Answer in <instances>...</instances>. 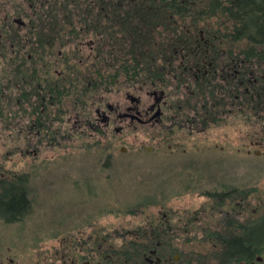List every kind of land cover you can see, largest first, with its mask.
Listing matches in <instances>:
<instances>
[{
	"label": "rangeland",
	"instance_id": "1",
	"mask_svg": "<svg viewBox=\"0 0 264 264\" xmlns=\"http://www.w3.org/2000/svg\"><path fill=\"white\" fill-rule=\"evenodd\" d=\"M41 4L46 10L61 9V16L66 15L65 9L71 15L78 12L81 16L82 13L83 25H79L90 33L96 30L86 29L88 24L87 27L93 29L92 19L86 18V14L95 17L100 13V6L106 9L100 13L102 16L114 11L115 15L118 6L111 0H88V3L41 0ZM142 5L146 7L143 1ZM27 8V0H0V24L5 14L27 11ZM61 16L53 18L61 19ZM145 24L139 19L115 22L116 33L133 35L125 45L131 47L142 32L150 29L143 28ZM212 24H190L189 30L199 36L200 30L206 31ZM184 25L187 27L188 22L182 23V27ZM221 52L224 54V50ZM137 68H140L135 70L137 82L124 84L121 73V85L100 88L98 99L103 97L104 102L117 104L128 88L131 94L140 93V87L149 90L150 85L144 83L145 70ZM252 75L248 77L255 79L256 75ZM190 76L185 84L187 89L182 86L185 79L177 83L165 77V83L158 80L155 83L169 90L174 106L167 117L178 113L179 120L187 126L192 123L191 115L209 112L206 127L201 131L183 128L168 132L164 127L170 124L164 121L161 131L156 133L141 128L134 132L125 129L122 133L111 130V140L105 141L82 128L86 135L63 136L61 144L47 141L37 158L22 156L18 151L14 154L11 145L0 144V175L5 178L12 171L23 176L28 174V198L33 204V211L20 224L24 227L17 234H9L10 241L24 245L37 236L43 248L39 251L40 257L49 256L46 249L50 251L53 246L61 260L63 243L66 246L68 240L73 243L74 239H80L79 233L86 235L88 256L97 251H118L130 239L162 233L165 243H171L173 248L166 264H197L196 259L206 260L217 248L203 238L202 232L215 230L219 215L235 217L239 214L247 220L263 214L264 132L258 125L253 128L252 122L247 123L238 114V109L229 106L234 104L233 98L221 102V98L213 99L209 91H213V87L207 90L201 86L200 89L193 83V75ZM215 85L219 86L220 82ZM148 102L152 101L148 99ZM90 103L99 104L93 100ZM202 104L207 109H203ZM93 107L78 104L75 107L77 121L83 117L82 108L91 111L93 119L96 116ZM217 108L236 112L217 116L213 114ZM71 124L73 122L69 126ZM67 127V124L61 125L62 129ZM236 190H247L249 194L243 200ZM228 191L233 192L231 200L228 199L224 207H217L214 192Z\"/></svg>",
	"mask_w": 264,
	"mask_h": 264
},
{
	"label": "flooded vegetation",
	"instance_id": "2",
	"mask_svg": "<svg viewBox=\"0 0 264 264\" xmlns=\"http://www.w3.org/2000/svg\"><path fill=\"white\" fill-rule=\"evenodd\" d=\"M122 1L131 5L126 6V10L133 9V12L118 13L116 16L114 11L111 15L102 16L100 13L106 9L99 6L100 13L95 17L85 15L86 18L92 19L93 29L87 27L90 24L86 25L87 30H96L92 33L85 32L79 25L82 24L81 12V16L78 12H74L73 17H70L71 12L65 9L66 15L61 16L63 12L61 9L46 10L47 7L41 4V0H27V11L16 10L2 17L0 24L1 145H11L14 154L18 151L22 156L31 155L37 158L42 152L41 147H44L47 141L50 144L52 141L61 144L63 136L72 138L81 134L86 135L82 128H87L93 135L110 141L111 130L122 133L125 129L134 132L141 128L154 130L153 132L156 133L161 131L164 121L170 124L164 127L168 132L174 130L178 132L183 128L188 130L197 128L201 131L206 127L209 117L207 111L191 115L192 123L187 126L179 120L178 113L167 117L174 105L169 99V90L164 85L157 86L155 80L165 83V79L170 77L179 83V80L185 79L182 86L187 89L186 80L193 75V83L196 87L202 86L207 90L213 87V91H209L215 99L219 96L215 85L217 79L223 74L230 81V76L237 77V63L225 52L224 54L213 52L211 26L206 28V31L200 30L199 36H196L194 31L189 30V25L194 23L185 20L188 26L182 27L184 22L176 14L173 18L170 16L166 22L168 25H165L161 21L163 16L161 5H157L156 11L146 13L142 12V9H146L142 5V1L145 0ZM89 4L92 2L90 1ZM98 4L101 5V2L98 1ZM111 6L114 7L113 4ZM136 9H141L138 12L140 15L134 11ZM54 15L62 18L54 19ZM136 19L146 23L143 28L150 29L138 36L134 46L126 47L128 39L133 35L120 33L118 36L115 22L119 23L123 20L129 22ZM181 28L184 30V35L180 32ZM150 31L151 33H148ZM140 58L144 59L141 61ZM138 66L145 70L144 83L150 85L149 90L140 87V93L131 94L128 88L124 90L125 93L117 104L110 105L104 102L103 97L98 99L100 88L121 85V73L125 80L124 84L136 81L134 76H137L135 70L140 69L137 68ZM232 69H234L233 73L230 72ZM259 84L261 83L256 82L255 79L246 88L243 83H239L238 92L235 91L237 94L227 88L225 97L237 99L238 95L245 93L249 95L251 93L249 89ZM148 99L152 102H148ZM199 99L203 101L204 98L200 96ZM92 100L99 104L91 105ZM78 104H90L91 108L94 106L96 115L94 120L91 119V111L82 108L83 117L77 121L75 107ZM229 106L232 108L233 103ZM245 107L248 108L247 113L253 108L246 103ZM202 108L207 109L204 104ZM232 111L236 112L232 109L224 111L217 108L213 114L217 116L232 114ZM72 122L73 124L69 126ZM62 124H67L68 127L62 129ZM80 124L85 126L82 127ZM28 179V174L23 176L14 171L5 178L0 175V264H128L125 258L127 249L124 247L136 244L148 245L147 253L142 255L140 264H166L169 260L167 257L171 256L170 254L157 251L165 244L162 233L159 235L151 233L146 238L140 236L139 239H130L126 244H122L118 251H97L90 256H88L86 235L79 233L80 239H74L73 243L68 240L66 246L63 243L65 249L61 253V260L57 258L58 253L53 246L50 251L46 249L49 256L40 257L39 251L43 248L40 241L36 240L37 236L24 245L14 244L10 241L9 234H17V231L24 227L20 224H23L33 211V204L28 198ZM225 194L226 192H214L213 196L217 198V195ZM226 200L222 202H227ZM68 236L72 237V235ZM153 243L156 244L157 250H150ZM258 259L257 263L251 264H264L262 259L261 261ZM197 260L200 259H196V263Z\"/></svg>",
	"mask_w": 264,
	"mask_h": 264
},
{
	"label": "trees",
	"instance_id": "3",
	"mask_svg": "<svg viewBox=\"0 0 264 264\" xmlns=\"http://www.w3.org/2000/svg\"><path fill=\"white\" fill-rule=\"evenodd\" d=\"M80 1L88 3V0ZM114 1L118 5L115 15L133 12V9L122 11L124 7L129 6L127 2ZM144 2L146 9H142V12L146 13H150L152 10L156 11L157 7L161 5L160 9L163 13L161 21L165 25H168L166 23L168 18L170 16L173 18L175 14L183 22L188 20L194 24L199 22L204 24L206 22L213 23V27L210 28V31L213 32V52L218 53L224 50L238 66L236 67L237 77L234 78L231 74V81L224 74L217 79V82H220V85L217 86L219 87L217 98H221L220 102L222 99L233 98V106L236 110L238 109V114L247 123L252 122L253 128L258 125V128L264 132V0H145ZM136 5L139 6V4ZM140 10L136 9L134 11L138 13ZM70 17L73 16L70 15ZM180 32L183 35L185 34L182 28ZM230 72L233 73L234 69ZM250 74L256 75V82L261 84L251 87L249 95L246 93L238 95L237 99L235 97H225L227 88L230 91L232 89L237 94L239 83H243L245 88L248 87V84L253 83L254 79L248 77V75L251 76ZM245 103L253 107L248 113ZM239 108H241V111H239ZM236 192H239V195L242 196L240 199L243 200L249 194L247 190L242 192L236 190ZM232 194V191H228L225 195H217L218 197L214 198V204L217 207H224L223 203L225 202L222 201L225 199H227L226 201L231 200ZM236 216L233 217L232 214L219 215L215 221L217 223L215 230H204L202 232L203 238L210 240L217 248L207 255V261H201L200 259L197 260V263L251 264L257 263L258 258H264V213L259 216H250L247 220L240 218L239 214ZM153 244L150 250H157L156 244ZM147 247L148 245L141 244L132 245L131 247L125 246L124 248L127 249L125 258L128 264H140L142 255L147 253ZM157 251L171 254L173 248L171 243H165Z\"/></svg>",
	"mask_w": 264,
	"mask_h": 264
},
{
	"label": "water",
	"instance_id": "4",
	"mask_svg": "<svg viewBox=\"0 0 264 264\" xmlns=\"http://www.w3.org/2000/svg\"><path fill=\"white\" fill-rule=\"evenodd\" d=\"M261 259V258H260ZM260 259H258L259 261H261Z\"/></svg>",
	"mask_w": 264,
	"mask_h": 264
}]
</instances>
